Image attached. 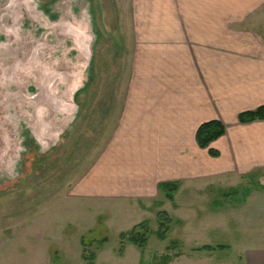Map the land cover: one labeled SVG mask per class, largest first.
<instances>
[{"label": "rangeland", "instance_id": "rangeland-1", "mask_svg": "<svg viewBox=\"0 0 264 264\" xmlns=\"http://www.w3.org/2000/svg\"><path fill=\"white\" fill-rule=\"evenodd\" d=\"M23 1L0 0V47L10 48L7 54L0 51V66L9 67L15 48L25 42L28 64L36 62L42 70L28 81L19 79L22 102L29 105L21 113L25 116L12 121L17 141L9 154L11 172L0 169V264H85L84 252L94 254V264H136V257H142L140 264H250L244 251L264 248L262 170L219 186H178L172 200L162 192L148 201L75 195V183L109 138L120 107L131 0L32 1V9L38 3L44 16L41 9H36L38 16L29 13ZM77 6L85 9L83 20L75 16ZM72 18L90 29L82 60L73 41L64 42L62 25ZM71 72L76 75L68 82L71 77L65 75ZM53 90L56 100L48 102L44 98ZM52 101L55 111L46 114ZM66 101L72 115L65 120L59 108ZM38 111L42 114L35 116ZM33 124L50 127L48 140L36 141ZM158 212L170 219L163 240L157 232L166 217L160 220ZM143 221L147 227L136 230L146 239L143 248L125 238L121 244L119 234ZM203 245L215 249L203 250Z\"/></svg>", "mask_w": 264, "mask_h": 264}, {"label": "crops", "instance_id": "crops-1", "mask_svg": "<svg viewBox=\"0 0 264 264\" xmlns=\"http://www.w3.org/2000/svg\"><path fill=\"white\" fill-rule=\"evenodd\" d=\"M129 21L120 107L75 195L148 201L162 182L203 188L264 171V119H237L264 105V0H131ZM213 119L225 127L217 156L195 140ZM243 254L264 264V248Z\"/></svg>", "mask_w": 264, "mask_h": 264}, {"label": "bare ground", "instance_id": "bare-ground-1", "mask_svg": "<svg viewBox=\"0 0 264 264\" xmlns=\"http://www.w3.org/2000/svg\"><path fill=\"white\" fill-rule=\"evenodd\" d=\"M23 5H24L25 9L28 10L29 13L36 14L38 16V13L36 11L41 9V5H39L38 3H35L37 10L32 9L33 6L31 5V0H24ZM77 7L79 8V10H76L75 16L80 17L81 12H82L84 17H86L85 9L83 7H81V9L79 6H77ZM40 13L43 16L47 15L46 13L42 12V9H41ZM74 18H76V17H74ZM74 18L69 19L68 21H69V23H74L76 25H74L71 28H70V26L67 27V28H69V33L65 32L64 34L65 35L69 34V35L73 36V39L77 43V44L75 43L76 46L77 45L79 46V45H81L80 41H79L81 33H78V29L80 30V27H82V26H80V25L78 26L77 21H75ZM30 19L33 21L35 18L31 17ZM49 19H51V18H49ZM63 30H65V29H63ZM68 40H70V39H66V40H64V42H68ZM25 44H26L25 42H22L17 48H15V50H14L15 56L13 58L14 61L12 63H10L9 67L2 68V66H0V169L5 170V171H9L11 169L10 165L14 162L11 155H9V154H11L12 151H14V149L12 150V146H15L16 141H17V140L14 141V137H13L14 132H13L12 121L14 120L15 115L24 113V111H26V109L29 105L26 102H24V103L22 102V95L19 93L20 87L22 85L20 83V80H21V82L22 81H28L27 79H29V77L36 76L38 73H41V70H42V68H40V66L37 65L36 62H34V64H28L27 60H29V57H28L29 53L26 52ZM78 46H77V48H78L77 52L79 51L81 53L80 60H82L85 58L84 57V50H83V48H80ZM0 51L3 54H7L10 51V48H9V46H4L2 48L0 47ZM71 51H72V49H70V48L67 49L66 54L70 53ZM1 62H3V60L2 61L0 60V63ZM51 66H52V69L61 68V66L59 64H56V65L52 64ZM27 75H30V76H27ZM38 75H40V74H38ZM68 78H70V75H65V79L68 80ZM11 86H13L16 89V92L10 91ZM15 96H17V97L15 98ZM25 104H28V105H25ZM25 106H27V107H25ZM59 109L63 110V111L66 110V112H65L66 114L64 113L65 114L64 115L65 120L67 118H69L70 115H72V108L70 110V108L65 104V102H63L62 108H59ZM53 110L55 111V109H53ZM51 111H52V109L50 108L45 113L48 114ZM37 113L42 114L41 111H38L35 113V116L39 115ZM21 116H25V115L21 114ZM34 120H35V118H34ZM60 123H63V122L61 121ZM66 123H68V122L66 121ZM49 128H50L49 126L45 129H44V127L37 128L36 125L33 124L32 131L35 135V136L34 135L33 136L36 139V141L40 140L39 141V143H40V142H42V140H48L47 137H49V136L46 134L49 133V131L51 132V130H49ZM17 148H19V147L17 146ZM9 172H11V171H9Z\"/></svg>", "mask_w": 264, "mask_h": 264}, {"label": "trees", "instance_id": "trees-1", "mask_svg": "<svg viewBox=\"0 0 264 264\" xmlns=\"http://www.w3.org/2000/svg\"><path fill=\"white\" fill-rule=\"evenodd\" d=\"M237 119L240 123H246L250 122L253 120H259V119H264V105H260L256 107L253 110H247L240 112L237 116ZM225 131V127L222 122L219 120L213 119V120H208L205 122H202L196 129L195 132V140L197 145L200 148H204L207 150V152L211 156H217L218 152L210 147V143L223 135ZM178 187L177 182H162L158 184V189L163 193L164 197L168 200H172L173 198V193L176 191ZM157 216L160 218H165V224L160 222L158 225L159 231L157 232V238L159 240H163L165 238V233L168 230V223L170 222V219L164 212H158ZM147 223L146 222H140L137 225H134L131 230H129L127 233H120V242L122 244L123 238L127 239L128 242L136 245L137 247L143 248L145 245V237L137 233L138 228H146ZM203 250H213L215 247L209 246V245H203L201 247ZM219 249H223L224 246L219 245ZM119 253L121 252V249L118 251ZM85 253V252H84ZM82 253L81 257L85 261V264H93L94 261V254L89 253L88 255Z\"/></svg>", "mask_w": 264, "mask_h": 264}, {"label": "flooded vegetation", "instance_id": "flooded-vegetation-1", "mask_svg": "<svg viewBox=\"0 0 264 264\" xmlns=\"http://www.w3.org/2000/svg\"><path fill=\"white\" fill-rule=\"evenodd\" d=\"M74 13V12H73ZM75 14H76V12H75ZM80 19L82 18V20H83V18H84V15L82 14V12H81V15H80V17H79ZM80 19H77V24H78V26L80 25V26H82V27H80V30L78 29V33H81L80 34V39H79V41H80V44L81 45H77L78 47H80V48H83V50H84V53L86 52L85 50L87 49L86 47H87V45H88V43H87V41L89 40V36H88V32H89V30H88V28L86 27V24L85 23H83V24H81L80 22H79V20ZM69 22V21H68ZM65 23V22H64ZM63 25H65V26H70V27H73L74 25L73 24H71V23H69V25L68 24H63ZM76 25V24H75ZM63 28V27H62ZM65 28V30H64V33L66 32V33H69V28H67V27H64ZM67 28V29H66ZM63 33V34H64ZM60 35V34H59ZM65 35V34H64ZM61 36V35H60ZM67 36V37H66ZM66 36H64V39L66 38V39H70L71 41H73V43H72V45H73V47L76 49L77 48V46H76V42H75V40L73 39V36H71V35H69V34H66ZM65 39V40H66ZM76 43V44H75ZM77 50H78V48H77ZM85 57V56H84ZM68 74V73H67ZM69 75H70V77H71V79H69V81L68 82H72L73 80H74V78H73V76L74 75H76V72H71V73H69ZM54 89V88H53ZM69 91V88H67V90H66V93ZM56 98V95H55V92H54V90L52 91V92H50V93H48L46 96H45V98L44 99H46V100H48V102L50 101V99H54V100H56L55 99ZM65 104L70 108V106H69V101H66L65 102ZM49 105V104H48ZM56 106V103H55V101H52L51 102V104L49 105V107L53 110L54 109V107ZM61 107V106H60ZM62 108V107H61ZM64 112H66V110L64 111ZM49 136V135H48Z\"/></svg>", "mask_w": 264, "mask_h": 264}, {"label": "water", "instance_id": "water-1", "mask_svg": "<svg viewBox=\"0 0 264 264\" xmlns=\"http://www.w3.org/2000/svg\"><path fill=\"white\" fill-rule=\"evenodd\" d=\"M33 0H31V2H32ZM43 16V15H42ZM66 24H68L69 25V22H67ZM71 24H73V25H75L74 23H71ZM62 27H69V26H65V25H62ZM71 28V27H70ZM86 54V53H85ZM86 57V56H85Z\"/></svg>", "mask_w": 264, "mask_h": 264}]
</instances>
